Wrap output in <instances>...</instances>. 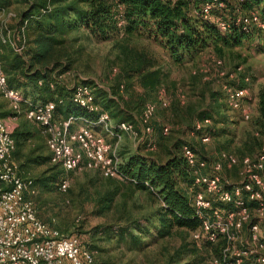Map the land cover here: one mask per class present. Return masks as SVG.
<instances>
[{"label":"rangeland","instance_id":"obj_1","mask_svg":"<svg viewBox=\"0 0 264 264\" xmlns=\"http://www.w3.org/2000/svg\"><path fill=\"white\" fill-rule=\"evenodd\" d=\"M27 7V0H10L7 7L0 9V35L17 37L22 27L20 14ZM24 33L22 58L28 59L33 47L26 29ZM64 38L60 59L67 61L68 68L62 85L71 88L81 81L92 83L96 103L107 112L109 120L103 124L85 119L91 131L109 143L118 164L131 155L160 162L175 145L180 150L185 144L191 146L197 160L206 163L201 172L212 174L209 163L219 151H227L239 160L264 146V125L255 122L257 91L264 87L261 34L246 36L239 44H210L179 62L144 36H131L126 41L118 35L104 41L76 28ZM123 43L143 56L145 62L139 74L126 71L132 61L120 55ZM0 49L3 62L9 66L16 52L1 41ZM152 70L151 80L142 81L140 76L148 78ZM223 85L245 89L238 108L226 104ZM24 95L30 101L41 102L35 94ZM104 95L110 100L106 105L102 102ZM147 101L154 102L155 108L149 120L150 132L142 133L138 115ZM199 111L208 116L202 124L210 126L209 137L203 141L192 129L196 124L201 126L196 116ZM0 116L12 134L22 127L33 132L28 140H19L15 158L25 176L48 181L43 187L38 184L33 197L38 216L52 222L61 233L76 235L92 252L93 264H209L216 248L193 239L190 231L173 229L170 235L156 238V222L151 215L158 207L157 197L135 189L121 178H105L85 169L63 170L51 161L42 128L26 119L22 111L14 112L1 94ZM81 118L84 117L74 116L73 129L83 123ZM55 119L65 116L56 112ZM123 120L131 123L133 132L115 128ZM163 126L167 128L165 134L160 133ZM239 170L238 165L223 164L218 175L233 184L240 179ZM62 179L68 180L64 192L59 189ZM252 206L248 203L250 222L255 220ZM131 237L137 238L136 242Z\"/></svg>","mask_w":264,"mask_h":264},{"label":"built area","instance_id":"obj_2","mask_svg":"<svg viewBox=\"0 0 264 264\" xmlns=\"http://www.w3.org/2000/svg\"><path fill=\"white\" fill-rule=\"evenodd\" d=\"M212 1L222 4V0ZM211 5L210 1L203 2L198 13L211 18ZM49 8L46 3L43 11ZM237 21L243 32L256 29L264 36V20L255 10L238 16ZM215 22L219 30L226 28L225 22L218 19ZM121 23L118 20L117 25ZM21 26L16 38L8 33L0 35V41L18 54H22L26 42L24 25ZM223 88L226 104L238 108L245 89L228 85ZM92 90L93 87L85 82L76 83L71 87V99L87 112H96V121L106 124L108 114L94 103ZM0 94L8 100L14 112L22 111L26 119L42 128L51 161L63 170L85 169L96 171L105 178H122L109 143L91 131L85 118H81L83 123L73 129L74 117L55 119L54 100L33 102L26 99L20 88L9 85L1 58ZM154 108V102L147 101L140 110L138 122L142 133L151 130L149 120ZM115 128L133 132V126L126 121L118 122ZM166 131L163 126L161 133ZM262 132L264 134V129ZM207 139V136L201 137L202 141ZM14 150V137L0 116V264H92V252L76 235L63 234L52 222L39 218L33 201L37 193L34 181L22 173L13 159ZM181 154L193 184L200 188L192 196L194 214L199 220L192 238L209 243H214L218 237L224 240L220 255L211 258L209 264H264V146L239 160L229 152L219 151L209 163L212 174L201 172L206 163L197 160L189 146L182 145ZM223 164L226 167L239 166L240 179L236 183H227L218 175ZM67 188L68 180L62 179L59 189L64 192ZM248 203H253V222H250ZM244 227L247 237L241 236Z\"/></svg>","mask_w":264,"mask_h":264},{"label":"trees","instance_id":"obj_3","mask_svg":"<svg viewBox=\"0 0 264 264\" xmlns=\"http://www.w3.org/2000/svg\"><path fill=\"white\" fill-rule=\"evenodd\" d=\"M205 1L212 4L209 19L198 13V9ZM27 2L28 7L20 14V23L28 31L27 36L31 38L33 49L28 52V59L22 58V54L15 53L12 62H8L11 63L9 66L3 62L0 52L7 81L13 87L24 88L25 94H35L34 97L41 102L54 100L55 113L61 112L65 118L77 115L96 119V112H87L72 101L71 88L65 87L66 91L62 85V77H59L63 76L68 68L67 61L60 59L66 41L64 35L73 29L82 28L94 38L104 41L112 40L118 35L126 41L131 36H144L159 45L170 59L179 62L184 56H190L210 44L216 45L219 42L239 44L246 36L260 34L256 29L248 33L240 29L238 16L245 15L250 10H255L258 17L264 20V0H222L221 5L212 0H27ZM46 3L50 8L43 11ZM9 4L10 0H0V9ZM215 19L226 23L223 31L219 30ZM118 20L122 21L120 25H117ZM119 52L122 57L124 56V60L129 58L132 61L126 71L139 74L145 62L143 56L139 52L127 49L126 43L122 44ZM2 57L5 60L4 56ZM153 73L152 70L148 72V78L145 75H141L140 78L144 82L146 79L151 80ZM81 82L92 86L88 81ZM92 91L93 101L96 103L94 87ZM109 101L108 96L102 97L105 105L107 102L110 103ZM205 113L196 112L201 126L192 128L199 138L209 137L210 126L202 124L208 121ZM255 122L264 125V87L257 91ZM12 135L15 140L13 159L19 162L15 158L18 154V142L28 140L33 136V132L27 127H22L16 128ZM189 148L192 150L191 146ZM46 158L49 159L48 156ZM19 166L22 169V165ZM118 170L121 179L128 181L135 189L157 197L159 204L151 215L156 222V238L170 235L173 229H184L191 233L198 229L199 220L194 214L192 196L199 187L193 184L178 145L174 146L163 161L131 155L119 164ZM33 181L36 190L38 184L43 187L48 182L45 178ZM131 238L136 242L137 238ZM199 242L212 244L216 248L217 252L212 254L211 258L220 255L224 244L220 237L214 243Z\"/></svg>","mask_w":264,"mask_h":264},{"label":"crops","instance_id":"obj_4","mask_svg":"<svg viewBox=\"0 0 264 264\" xmlns=\"http://www.w3.org/2000/svg\"><path fill=\"white\" fill-rule=\"evenodd\" d=\"M0 52L2 53V50L0 49ZM22 91H24V88H22V87H19ZM48 153H49V151H48ZM241 236L242 237H247V229H246V227H244L243 229H242V231H241Z\"/></svg>","mask_w":264,"mask_h":264}]
</instances>
